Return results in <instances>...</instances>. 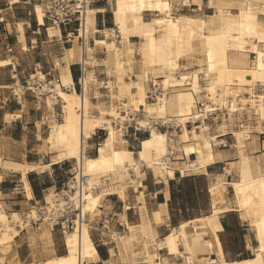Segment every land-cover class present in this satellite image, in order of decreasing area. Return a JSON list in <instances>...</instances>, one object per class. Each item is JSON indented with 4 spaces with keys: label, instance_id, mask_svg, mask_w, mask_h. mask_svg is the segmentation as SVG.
<instances>
[{
    "label": "crops",
    "instance_id": "obj_1",
    "mask_svg": "<svg viewBox=\"0 0 264 264\" xmlns=\"http://www.w3.org/2000/svg\"><path fill=\"white\" fill-rule=\"evenodd\" d=\"M50 1L0 0V203L8 214L25 215L34 208L39 212L47 206L48 196L56 194L62 198L61 189L75 171V160L54 163L59 151H52L47 142L52 119L62 117L63 102L55 91L56 84H60L67 94H82L86 79L92 103L105 108L112 104L113 95H119V82L134 84L130 90L134 95L138 93L135 86L138 83L144 86L146 96L164 92L163 69L146 66L144 41L136 34L134 24H126L124 32L116 22L117 0H89V10L95 12L94 22L83 41L78 36L77 23L57 27L44 18V24H40L36 8L44 10ZM169 4L170 15L147 9L142 13V21L152 25L161 18L171 23L180 17L194 18L205 23V33H218L215 22L218 10L228 9L237 15L240 1L169 0ZM258 20L264 23L262 14H258ZM156 29H159L158 34L161 33V28ZM124 33L126 38H123ZM115 49L119 50L118 64L110 55ZM190 50L179 59L176 74L187 77L197 74L201 92L195 99L204 102L208 97L206 88L210 78L206 72L208 65L202 40L193 39ZM243 54L244 61L252 63L250 66H255V62L258 67L264 65L263 57L257 58L250 52ZM34 86L41 89V96L32 92ZM120 100L122 103L117 104L122 106L128 102V97L123 96ZM120 111L125 116V111ZM219 111L205 120L186 124L189 142L182 138L183 127L153 123L167 135L171 153L166 168L173 171L174 176L160 175L159 167H143L141 172L132 173L123 197L118 192L106 196L93 216L88 214L89 232L97 251L95 260L89 264H188L189 254L184 250L182 238L179 239L182 254L171 253L166 243L167 236L173 231L183 232L185 224H189L191 237L210 243L209 253L199 254L195 264H233L255 257L258 246L255 232L230 197L231 185L239 178L238 140L231 127L224 129L219 122L224 114ZM141 115L138 112L130 116L135 120L116 127L120 139L126 142L127 150L136 159L143 141L152 136L150 128L139 127L138 120L144 118ZM195 132L202 133L211 143L214 161L192 170L186 167L197 161V155L186 148H197L193 140ZM262 135L255 134L246 139L243 151L250 161L252 159L264 169ZM109 137L106 130L93 132L88 140L87 157L96 158ZM16 167L36 169L24 174ZM185 178H201L202 181L183 184L181 192L179 186ZM221 187L224 189L216 192ZM123 221L128 223L129 233L125 238L115 240L110 231H119ZM16 230L19 234L11 242L12 250L8 252L10 256L6 262L36 264L64 256L59 253L61 228L41 221L31 224L30 229Z\"/></svg>",
    "mask_w": 264,
    "mask_h": 264
},
{
    "label": "bare ground",
    "instance_id": "obj_2",
    "mask_svg": "<svg viewBox=\"0 0 264 264\" xmlns=\"http://www.w3.org/2000/svg\"><path fill=\"white\" fill-rule=\"evenodd\" d=\"M257 7L263 9L264 0L240 2L237 15L231 14L226 8V10L219 9L215 21L219 31L213 34L205 33V23L194 18L180 17L175 23L168 22L166 18H161L152 25L142 21V13L147 9L158 10L163 14L170 15L169 0H117L114 17L116 22L123 27V31L129 22L134 24L136 34H139L144 41L143 60L149 67L158 66L162 69L175 70L178 67L179 59L190 50L191 41L200 38L207 58L208 68L206 72L210 78V84L206 91L210 98L215 97L221 102L225 87L237 85L242 88H252L257 84H264V65L258 67L257 62H255V66H249L248 62L243 59V52L254 53L257 58H264V23L262 24L258 20L259 11ZM261 11L264 12V10ZM36 14L40 24H44L42 7L36 8ZM94 15V11L88 10L85 39L93 28ZM156 27L162 29L159 35L155 34L158 31ZM80 34L82 35L83 32ZM123 38H126L125 33ZM118 51L117 49L110 51L111 58L115 60L116 64L119 63ZM43 78L41 77V79ZM187 81L186 76L175 81L167 79L164 82V87L180 89L189 85ZM190 84L193 87L190 85L189 90H175L170 95L160 96L155 103H148L146 101L147 94L142 84L135 85L138 93L134 95L130 92L134 84L119 82L120 93L113 95L112 104L109 108L92 103L88 89L89 81L86 79L82 94L76 92L71 95L67 94L60 84H56L55 91L63 102L65 118L63 123L52 127L47 142L51 149L59 151L58 156H55L57 158L54 163L68 160L76 161L77 171L73 182L70 183V188L77 189V193L75 196L70 195L69 198L75 202L81 213L79 220L76 221V229L65 231L67 254L54 258L45 264H89L96 258L97 251L85 218L89 213L88 211L95 212L103 199L112 195L110 191L102 190L104 185L110 186L117 184V182L123 183L124 180H131L132 173L141 172L143 167L150 169L159 167L162 171L160 175L174 176L173 171H168L166 168V160L171 153L167 145V135L159 131L156 126H152L153 123H172L177 127H183L185 132L182 138L189 142V130L186 128V124L197 121L208 113L219 111L218 108L210 109L207 105L204 108L205 103H202L200 113H198L195 93L200 89V84L197 74L193 76V82ZM219 90L221 94H219ZM123 96L128 97V102L119 106L117 102ZM120 110L125 111V116L120 114ZM138 112L144 117L137 119L139 127L150 128L152 136L143 141L142 150L137 154L138 158L136 159L133 153L127 150L126 142L120 139V131L116 127L123 125L124 122L135 120V118L132 120L130 116ZM261 112L264 116V108H261ZM96 130H106L110 133V137L106 145L100 147L98 156L89 159L87 157L88 140ZM240 135L241 133H237V147L240 149L241 157L239 180L233 182L231 186L234 193V204L238 208L237 210L242 212L243 218L254 228L258 246L253 259L233 264H264V172L259 164L253 165L249 156L244 154ZM241 136L243 137V135ZM205 139L202 133H194L193 140H195L197 148L190 146L186 148V151H194L197 155V161L190 163L189 166L186 165L188 166L186 168L198 169L214 161L211 143ZM17 169L23 170L25 174L26 171L36 168L17 167ZM82 178L86 179L83 184ZM78 197L82 204H78ZM64 206V200L53 194L47 197V206L41 210H45L46 213H57ZM39 212L38 209L34 208L26 218H23L18 213L8 214L0 203V246L5 247L4 250L2 249L3 251L7 252L8 245L19 234L15 226L20 227L23 221L29 223L31 220L38 219ZM182 228L183 232L173 231L167 236V246L171 253L182 254L181 249L179 250V239L182 238L184 250L189 254L186 259L187 263L195 264L199 254L209 253L210 243H204L201 239L191 237L189 224H185Z\"/></svg>",
    "mask_w": 264,
    "mask_h": 264
},
{
    "label": "rangeland",
    "instance_id": "obj_3",
    "mask_svg": "<svg viewBox=\"0 0 264 264\" xmlns=\"http://www.w3.org/2000/svg\"><path fill=\"white\" fill-rule=\"evenodd\" d=\"M239 1L240 2H243V1L246 2V0H239ZM257 10L259 11V14H262V21H264V12L261 11V10H264V8L262 9L260 7H257ZM155 34L159 35L158 31H156ZM253 59H254V57L252 58V60ZM252 60L250 61V63L252 62ZM251 64H249V66ZM178 68H179V66L175 70L163 69V73L165 74L164 82L167 79H169L171 81L181 79L183 77V75H185V74H176L178 72ZM154 74L156 75V73H154ZM178 77H180V78H178ZM187 78H188L187 83L193 82L192 76L187 77ZM112 85L113 84H111V86ZM191 86H192V84H191ZM191 86L190 87H182L180 89H176V88L170 89V88H165L164 84L162 83V89L165 88L163 90L164 92L162 95L163 96L170 95L175 90H189L191 88ZM113 87H114V85L112 86V88ZM224 90H225V93H224V97L222 100L223 102L222 101L219 102L215 97L214 98L211 97L212 98L211 99L210 95H208L207 91H206V94L208 95V97L206 98V101L202 102L200 99L198 101L196 99L195 100L197 102H200L201 104L205 103L204 108L209 106L210 109L211 108L213 109V107H214V108H218V110L223 112L225 115L222 114L221 120L219 122L223 125L224 129L231 127L234 131L236 138L238 137L237 133H241V135H243V137L240 135V138H241V141L243 142V144L246 142V139L250 138V136H252V135L263 134L262 137H264V116L262 115V112H261V108H264V84L260 83V84L255 85L254 87L248 88V89L242 88V87L237 86V85H235V86L233 85V86L225 87ZM200 92H201V88L198 91H196L195 95H197L199 97ZM219 94H221L220 90H219ZM218 98H219V96H218ZM122 101L123 100H119L118 102L122 103ZM146 101L148 102L147 99H146ZM149 102L153 103L151 101H149ZM50 104H51V102H50ZM197 110H199L198 113H200V110H201L200 105H197ZM119 112H121V111H119ZM205 112H208V111H205ZM64 115H65V113H64V109H63V105H62V117H59V119H52L51 128L53 126H55L56 124L63 123ZM204 115H206V114H204ZM206 116H208V114ZM204 118H205V116L199 120H203ZM161 124H163V123H161ZM152 126H154V125H152ZM174 126H176V125H174ZM159 131L163 132V130H159ZM150 132L152 134V130ZM245 134H246V136H245ZM247 135H248V137H247ZM237 140H238V138H237ZM52 151H54V150H52ZM251 161H252V159H251ZM166 162H167V160H166ZM73 163H75V168H76V161H73ZM252 163H254V162L252 161ZM254 164H258V163H254ZM237 166L239 169L240 163ZM259 166L261 167L260 164H259ZM261 169L264 172V169L262 167H261ZM238 180H239V178H236L235 181H238ZM68 181H70V180H68ZM130 182H131L130 180H126V181L124 180L123 183L117 182V184H115V185H110V186L104 185L102 190L108 191V192L110 191L112 194L118 192L123 197V192H125L128 184ZM63 189L64 188H62L61 191ZM223 189L224 188L221 187L216 192L221 191ZM230 197H231V200L234 202L233 191L230 193ZM42 212H44V211H42ZM88 212L89 213H87V216L85 218V222L87 225H88V222H87L88 217L90 216V214L93 216V213H94V212L91 213V211H88ZM88 214H89V216H88ZM27 215L28 214H25V215L21 214V217L26 218ZM34 220H36V219H34ZM44 221L47 222V220H44ZM23 227L24 228L27 227V229H30L31 228V221L29 223L26 221H23V224L20 227L15 226V229L16 228L22 229ZM251 228H252V230H254V228L252 226H251ZM61 234H62L61 235V247H60L59 253L61 255H66L67 254V250L65 247L66 236H65V233L63 231H61ZM115 240H121V239H115ZM2 249L4 250L5 247L0 246V264H6V263L7 264H20L19 262L14 263L12 260L9 261L10 263L6 262L7 257L10 256V254L8 255V252L10 253L12 250V243H10L8 245V248L6 249L7 252L3 251ZM93 260H95V259H93ZM47 262H48V260H41L40 262H37L36 264H38V263L39 264H45Z\"/></svg>",
    "mask_w": 264,
    "mask_h": 264
},
{
    "label": "built area",
    "instance_id": "obj_4",
    "mask_svg": "<svg viewBox=\"0 0 264 264\" xmlns=\"http://www.w3.org/2000/svg\"><path fill=\"white\" fill-rule=\"evenodd\" d=\"M89 6V0H51L44 8V18L49 20L54 26L57 27L68 26L70 24L77 23V33L83 41L86 40V17ZM80 32H83V34L81 35ZM34 87L35 88L32 89V92L35 95L37 94L38 96H41V89L37 86ZM160 96L162 97L163 95L157 92L150 93L147 96V100L151 102H157ZM197 105L201 106L202 104L200 102H197ZM216 112L217 111L208 113V116H205L203 120ZM76 171L77 170L75 168L70 181L67 182L65 188L61 191L65 206L57 213H46L45 210H41L39 212V218L36 220H31V224H35L47 219V222L51 223L55 227L61 228L64 233L65 231H74L76 229V221L79 220L81 211L79 210V207L76 206L75 202H73L71 198H69L70 195L75 196L77 193V189L70 188V183L75 178ZM85 181L86 179L82 178V184ZM78 199V204H82V201L80 203L79 197ZM42 211H44L45 214ZM120 228L121 229L119 231H110L115 239H123L129 233V227L126 221H123L122 224H120Z\"/></svg>",
    "mask_w": 264,
    "mask_h": 264
},
{
    "label": "trees",
    "instance_id": "obj_5",
    "mask_svg": "<svg viewBox=\"0 0 264 264\" xmlns=\"http://www.w3.org/2000/svg\"><path fill=\"white\" fill-rule=\"evenodd\" d=\"M194 180H199L202 181L201 178L199 179H195V178H185L181 181L180 186H179V190L182 192L183 191V184H189L191 182H193Z\"/></svg>",
    "mask_w": 264,
    "mask_h": 264
}]
</instances>
